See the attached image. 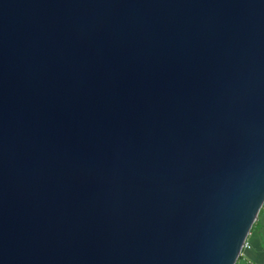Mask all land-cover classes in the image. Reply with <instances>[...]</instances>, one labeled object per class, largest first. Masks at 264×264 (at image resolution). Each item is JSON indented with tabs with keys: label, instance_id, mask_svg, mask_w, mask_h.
Here are the masks:
<instances>
[{
	"label": "water",
	"instance_id": "1",
	"mask_svg": "<svg viewBox=\"0 0 264 264\" xmlns=\"http://www.w3.org/2000/svg\"><path fill=\"white\" fill-rule=\"evenodd\" d=\"M264 208V0H0V264H237Z\"/></svg>",
	"mask_w": 264,
	"mask_h": 264
},
{
	"label": "crops",
	"instance_id": "2",
	"mask_svg": "<svg viewBox=\"0 0 264 264\" xmlns=\"http://www.w3.org/2000/svg\"><path fill=\"white\" fill-rule=\"evenodd\" d=\"M237 264H261L264 261V208L254 224Z\"/></svg>",
	"mask_w": 264,
	"mask_h": 264
},
{
	"label": "built area",
	"instance_id": "3",
	"mask_svg": "<svg viewBox=\"0 0 264 264\" xmlns=\"http://www.w3.org/2000/svg\"><path fill=\"white\" fill-rule=\"evenodd\" d=\"M247 247H248V246H247V243H246L244 249L247 248ZM252 264H253V263H252ZM254 264H255V263H254Z\"/></svg>",
	"mask_w": 264,
	"mask_h": 264
},
{
	"label": "snow or ice",
	"instance_id": "4",
	"mask_svg": "<svg viewBox=\"0 0 264 264\" xmlns=\"http://www.w3.org/2000/svg\"><path fill=\"white\" fill-rule=\"evenodd\" d=\"M242 264H243V262H242ZM261 264H264V261H262Z\"/></svg>",
	"mask_w": 264,
	"mask_h": 264
}]
</instances>
